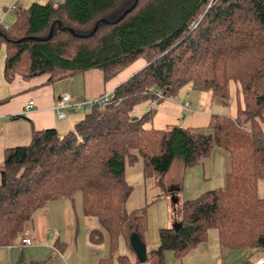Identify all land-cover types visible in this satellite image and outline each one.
<instances>
[{"label":"trees","instance_id":"16d2710c","mask_svg":"<svg viewBox=\"0 0 264 264\" xmlns=\"http://www.w3.org/2000/svg\"><path fill=\"white\" fill-rule=\"evenodd\" d=\"M62 38L80 43L74 47ZM1 44L6 45L8 78L24 55V78L48 75L49 81L98 69L108 82L139 60L143 67L118 85L105 105L86 109L72 131L63 136L55 129L33 131L28 145L5 151L0 247L27 237L37 208L60 199L74 202L78 196L83 215L99 225L89 235L92 243L106 237L109 257L100 263L127 264L125 255L115 254L121 241L130 248L131 234L144 242L149 202L127 209L133 190L125 180L126 167L141 161L145 182L164 179L176 159L185 169L193 168L218 147L230 155L224 187L175 209V227L159 230L158 247L147 253L146 262L164 264L166 251L181 259L211 229L224 248L264 250V199L257 190L258 180L264 179V0L33 4L18 9L7 30L0 27ZM230 82L242 94L237 118L218 115L208 128L150 126L158 90L167 98L190 83L210 92L212 103L226 105ZM144 102L146 112L137 117L134 108Z\"/></svg>","mask_w":264,"mask_h":264},{"label":"crops","instance_id":"0c3cea01","mask_svg":"<svg viewBox=\"0 0 264 264\" xmlns=\"http://www.w3.org/2000/svg\"><path fill=\"white\" fill-rule=\"evenodd\" d=\"M59 1L61 0H0V20L4 26L10 27L15 20L16 12H5L6 9L16 6L17 10H23L33 4L44 5ZM6 60V46L1 44L0 170L3 166L5 151L10 148L28 145L33 131L55 129L59 135L63 136L72 131L74 126L84 118L85 110H76L68 113L65 119H58L55 107L60 95L70 94L77 102L95 100L104 94H112L118 85L143 67V62L140 66L136 62L134 65L135 67L139 66L137 69L132 70L130 73H126V70L120 72L108 82H104L103 75L98 69H89L82 73L49 81L48 75L24 78L25 73L23 74L21 70L10 73L8 78L5 73ZM30 101L34 102V106L27 112H23L26 104ZM208 102L207 96H192V93L186 92L185 96H180V98L178 96V98L173 97L170 100H164V103L158 106L159 109L156 110L155 117L159 112V115L164 117L168 124H172L175 120H179L181 112L188 111L189 113L186 115L188 122L199 126L204 124L207 119L196 110L200 106L206 107ZM186 103L187 110L184 109ZM192 108L193 112H191ZM171 114L174 115V119H167ZM216 148L218 147H215L214 150ZM225 152L229 155L227 151ZM208 158L202 164L187 169L183 167L181 161H174L164 177V179H169L170 176L175 175L174 183L169 181L168 192H173L178 200V195L183 194L186 184L191 194L203 192L202 190H210L207 188H221L220 186L224 182L226 183V175L222 177L223 183L221 185L217 184V187H208L203 183L205 178H201L199 167L202 166V169H204ZM229 163L230 155L225 164V171ZM193 169L195 174L191 176L190 171ZM125 180L133 190L127 201V209L131 211L144 208L148 203V194L146 182L143 179L141 161L126 167ZM138 187L140 193L136 192ZM160 196V200L164 199L162 194ZM260 197L264 198L262 194H260ZM165 204L168 210V202H165ZM172 222L171 215V219L169 217L161 223L153 225L163 229L170 227ZM98 228L99 225L95 218L83 215L81 200L78 196L74 202L66 199L48 202L45 206L37 208L33 212L29 227L30 235L24 237L29 238L32 245L20 246L18 243L8 247H0V264H22L23 261H25V264L28 262H31L30 264H47L51 260L50 254L51 251L54 252V249L61 254L54 258L55 264H83V260L89 258L92 259L90 264H111L100 263L101 260L109 257V253L108 256L106 255L107 248L105 244L108 245L107 242L104 243L102 240L92 243L90 240L91 231ZM53 243L55 246H52ZM122 243L126 248L128 247L124 242ZM144 243L147 252L155 250L159 244V234L158 236L153 235L148 243L146 241ZM129 249L131 250V248ZM168 255L170 256V254ZM131 256H133L134 261L138 262L133 252ZM263 256L264 250L258 248L229 249L222 247L217 232L215 236L214 234L211 237L208 236L206 240L190 249L181 259L177 258L175 262L177 264H254L257 259Z\"/></svg>","mask_w":264,"mask_h":264},{"label":"rangeland","instance_id":"374dc122","mask_svg":"<svg viewBox=\"0 0 264 264\" xmlns=\"http://www.w3.org/2000/svg\"><path fill=\"white\" fill-rule=\"evenodd\" d=\"M211 2H209L208 6L211 5ZM11 12H16V11H11ZM99 32V29H98ZM100 33H97L96 36H100ZM64 42H68L69 44H71L72 46H76L78 43H80L77 39H66V38H62L60 39ZM5 45V44H4ZM6 46V45H5ZM138 65L140 66V64L142 65V60L137 61ZM135 63H133L132 65H130L128 68H126V73H130L132 72V70L134 71L135 69H137L139 66L137 65L135 67ZM27 67H28V57L26 55H24L22 57L21 63L18 65L17 70H21L23 72L27 71ZM130 68V69H129ZM125 73V74H126ZM119 76H123V75H119ZM229 101L228 104L226 105H219L217 103H211V94L210 92L207 91H203L200 90L199 88L193 86L192 84H186L183 87H181L178 91H176L175 94H168L167 98L163 97V94H161L162 98H164L163 100L160 99V101L157 102V104L155 105L153 112L156 113V110L158 111L159 109V105L164 103V100H170L173 97H169V96H174L175 98H180V96H185L186 92H190L192 93V96H207L209 102L207 103V106H200L198 110H196V112H198L199 114H201L204 118L207 119V123L205 122L202 125L196 126L195 124H190L188 122V117H186V115L189 113L188 111H183L180 113V117L178 118L179 120H175V122H172V124H168V122L166 121V119L164 117H162L161 115H159L160 113L158 112V115L155 117V113H153V117L152 120H150V126H152L153 128H157V129H168L174 125L179 126V127H191V128H208L211 119L215 118L216 116L218 117V115H227L229 117L232 118H237L238 114H237V110L238 108H243V100H242V94H241V90H240V86L239 85H235L233 82L229 83ZM158 93V92H157ZM146 102L139 104L137 107L134 108V113L136 114L137 117L142 116L145 112H146ZM203 105V104H202ZM184 108L185 110H187L185 104H184ZM88 110V109H87ZM87 110H85L84 112H87ZM193 108L191 109V112H193ZM176 116V115H175ZM263 116H264V111H263ZM155 117V118H154ZM167 119H174V115L171 114L170 116H168ZM149 125V123H148ZM262 129L264 131V121L261 124ZM214 148L212 149V151L210 152L211 156L208 158L207 163H206V167H204V169H202V166L199 167V172L201 173V178H205V181H203V183L208 186H218L221 185V183H223L222 181V177H224L225 175H227L230 170V163L229 166L227 168V170L225 171V164L226 161L229 158V155L225 152L224 149H218L216 148L214 151ZM224 150V151H223ZM175 161H180L179 159H176ZM206 162V161H205ZM203 170V171H202ZM195 174V170H191L190 171V175H194ZM175 175L170 176L169 179H148L146 181V188H147V194H148V198L147 201L149 202L148 206L146 207V220H147V225H146V230L143 234V239L144 241H146L148 243V241L150 240V238L154 236H158L159 234V230L160 228H158L157 225H153V224H159L161 223L164 219L169 218L171 219V215L173 216V213L176 211L175 209L179 210L180 205L187 199H194L196 197H198L199 195H201L200 193H204L207 192L209 190H202L203 192H199V193H193L191 194L189 191V187L187 186V184L185 185L183 194H179L178 196V201L174 202L173 199L174 198H170V193H166L164 191H162V189L165 190V188H168V185H170V183H174V179ZM170 181V183H169ZM134 183H136L134 181ZM218 184V185H217ZM165 185V186H164ZM225 182L222 186H220L221 188L224 187ZM212 190L211 188H207ZM215 189V188H214ZM257 190H258V197H260V194H262L264 196V179H260L257 182ZM137 193H140V188L138 187L136 190ZM162 192V196L164 197V199H158L155 196H158L160 193ZM264 199V198H261ZM168 202L169 204V208L168 210L166 209V204L165 202ZM166 209V210H165ZM169 212V213H168ZM170 215V216H169ZM173 224V222L171 223V225ZM217 231V230H216ZM215 231V229H211L208 232V236H214L217 234V232ZM147 232V234H146ZM28 235H30V230L29 228L27 229L26 232ZM31 241V240H30ZM18 242V241H17ZM106 237H104V243H106ZM32 245V241L30 243V246ZM12 246V245H11ZM20 246H29V245H20ZM52 246H55V244L53 243ZM107 251H106V255L108 256V245H106ZM128 248V247H127ZM125 247V245L122 243V241L120 242V246H119V250L116 252L115 257L119 256V255H125L128 258V261H126L127 264H140L136 261H134V259L132 258V252L131 250L128 248L127 249ZM250 247H247V249ZM241 249V248H238ZM51 251V250H50ZM166 253V254H165ZM164 253V264H177L175 262V260L178 258L172 251H166ZM170 254V256L168 255ZM51 260L47 263V264H55L54 263V258L58 255H61L59 253H57V251L54 249V252L51 251ZM106 256V257H107ZM105 257V256H103ZM179 259V258H178ZM29 260V259H26ZM25 261L22 262V264ZM31 262H28L26 264H30ZM92 263V259H84L83 260V264H90ZM114 264H117V260H115ZM143 264H149L148 262H145ZM255 264V262H254Z\"/></svg>","mask_w":264,"mask_h":264},{"label":"built area","instance_id":"2783aa9c","mask_svg":"<svg viewBox=\"0 0 264 264\" xmlns=\"http://www.w3.org/2000/svg\"><path fill=\"white\" fill-rule=\"evenodd\" d=\"M11 11H17L16 6H12V7L5 10V12H11ZM0 27H2L4 30L8 29L7 26H4L2 24L1 20H0ZM157 92L158 93H157L156 97L159 100L162 99V96H161L162 92L160 90H158ZM110 98H111V94L108 93V94H104V95L100 96L99 98H97L95 100L77 102L73 99V97L70 94L65 93L63 95H60V97L56 103V107H55L56 115H57L58 119L63 120L66 118V115L68 113L74 112L76 110L91 109L95 105L103 106L109 101ZM154 105H155V101H152L151 106H154ZM33 106H34L33 101L28 102L26 104L23 112H27ZM185 106L187 108V103L185 104ZM30 243H31V241L29 238H22L20 245H30ZM255 264H264V256L257 259L255 261Z\"/></svg>","mask_w":264,"mask_h":264},{"label":"water","instance_id":"95a60500","mask_svg":"<svg viewBox=\"0 0 264 264\" xmlns=\"http://www.w3.org/2000/svg\"><path fill=\"white\" fill-rule=\"evenodd\" d=\"M131 11L130 10H127L125 11L119 18L118 20L116 21H120L125 15H127L129 12ZM95 31V28L93 30V32ZM92 32V33H93ZM49 38V37H48ZM28 39H33V38H28ZM136 119V118H135ZM174 198V194H170V198ZM174 202H177L176 199H173ZM175 227V223L172 224V228ZM129 243H130V248L133 252V254L135 255L136 257V260L139 262V263H145L147 261V248H146V245L144 242H142L140 240V238L138 237V235L136 234H131L130 237H129Z\"/></svg>","mask_w":264,"mask_h":264}]
</instances>
